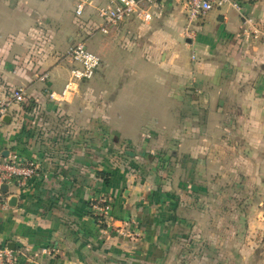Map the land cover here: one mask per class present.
Returning <instances> with one entry per match:
<instances>
[{"label": "crops", "instance_id": "1", "mask_svg": "<svg viewBox=\"0 0 264 264\" xmlns=\"http://www.w3.org/2000/svg\"><path fill=\"white\" fill-rule=\"evenodd\" d=\"M81 1L0 0V98L25 91L0 156L37 166L3 192L0 244L17 264H264V43L231 6L184 38L186 0L108 33L109 0ZM237 2L264 26V0ZM79 42L100 66L55 101ZM101 196L115 229L90 213Z\"/></svg>", "mask_w": 264, "mask_h": 264}, {"label": "built area", "instance_id": "2", "mask_svg": "<svg viewBox=\"0 0 264 264\" xmlns=\"http://www.w3.org/2000/svg\"><path fill=\"white\" fill-rule=\"evenodd\" d=\"M158 0H109L108 3L97 7V14L102 20V24L96 29L102 33H108L109 28L124 23L132 18H136L143 23H149L153 19L150 7ZM87 1H81L76 8L77 17H81ZM231 6L240 12L245 25V31L253 39L264 43V26H259L249 16L241 11V6L237 0H186L184 11L186 16V26L183 34L190 38L196 23L213 9H221ZM70 58L76 66L71 69V76L60 94L51 93V99L61 102L67 100L72 95L74 85L77 81L90 80L94 77L96 70L100 66V57L90 51L84 42H79L72 46L68 52ZM25 100L23 88H14L5 97L0 98V136L5 124V118L9 115L15 103H22ZM36 164L33 161L23 160L18 156L3 158L0 156V202L4 196L1 187L3 185H16L25 187L36 174ZM92 216L99 228L106 231L115 229L112 219V204L106 197H99L91 204ZM102 226H105L104 228ZM120 234L128 236H139V232H123ZM0 264H17V259L12 250L0 244Z\"/></svg>", "mask_w": 264, "mask_h": 264}, {"label": "water", "instance_id": "3", "mask_svg": "<svg viewBox=\"0 0 264 264\" xmlns=\"http://www.w3.org/2000/svg\"><path fill=\"white\" fill-rule=\"evenodd\" d=\"M5 120H7V117L5 118ZM1 190H2L3 192H7V190H8V186H7V185H3V186L1 187ZM15 202H16V198H15V197L10 198V200H9V204H10V205H14ZM9 249H10V250H14V249H15V245H14L13 243H10V244H9Z\"/></svg>", "mask_w": 264, "mask_h": 264}, {"label": "rangeland", "instance_id": "4", "mask_svg": "<svg viewBox=\"0 0 264 264\" xmlns=\"http://www.w3.org/2000/svg\"><path fill=\"white\" fill-rule=\"evenodd\" d=\"M193 30H194V28H192ZM183 31H184V29H183ZM191 33V36L193 37L194 36V34H193V32H190ZM184 35V34H183ZM192 37H190V38H192ZM184 38H186V37H184ZM121 44H124V40H122L121 41ZM88 49H89V47H87ZM90 50V49H89ZM91 51V50H90ZM93 52V51H92ZM124 55V54H123ZM120 59V58H119ZM144 62L146 61L145 59H142ZM120 62H123V61H120ZM99 76V75H98ZM101 77V75L99 76V78Z\"/></svg>", "mask_w": 264, "mask_h": 264}, {"label": "trees", "instance_id": "5", "mask_svg": "<svg viewBox=\"0 0 264 264\" xmlns=\"http://www.w3.org/2000/svg\"><path fill=\"white\" fill-rule=\"evenodd\" d=\"M102 176H103V174H101ZM90 213H92V210L90 211ZM103 228L105 227V226H102Z\"/></svg>", "mask_w": 264, "mask_h": 264}]
</instances>
